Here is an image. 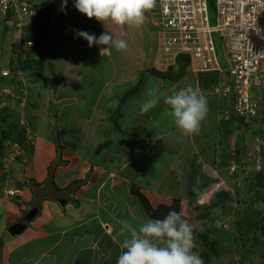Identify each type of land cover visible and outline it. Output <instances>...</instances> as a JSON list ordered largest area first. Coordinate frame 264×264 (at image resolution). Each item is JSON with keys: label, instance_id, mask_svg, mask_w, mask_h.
Segmentation results:
<instances>
[{"label": "rangeland", "instance_id": "rangeland-1", "mask_svg": "<svg viewBox=\"0 0 264 264\" xmlns=\"http://www.w3.org/2000/svg\"><path fill=\"white\" fill-rule=\"evenodd\" d=\"M150 11L146 13L145 23L142 26L137 27V30L130 29V35L128 34L127 37L129 41L127 48L118 50L119 53H116L117 55L113 58L112 65L102 66L99 61H95L97 54L95 50H88L85 51L86 53L77 56L64 54L67 59L72 61L73 65L79 60L80 69L85 73L87 72L88 75H83V78L78 76L76 80L67 81L61 88L57 86V95L51 90L55 84L52 82L61 79L55 77L51 79L48 73L44 75L36 62L29 66L25 78H28L26 80L27 85L30 81L31 83L25 88L26 95H23V99L29 101L33 98V104L30 103L28 106L26 103L22 106L16 102L15 105L17 106L14 107L13 112L11 111L12 115L6 121L7 124L13 123L14 125H10V129L4 130L0 127V142L4 131H10L6 134L9 135L6 137L7 141H10L11 137L15 139L16 133H18L15 128H18V122L23 121V119L30 125L32 133L37 129L44 128L48 132L47 135H51L52 130L54 137L59 135L64 140L69 135L72 137L74 134L76 136L81 134L86 138L90 137L85 136L84 131L74 124L72 114L78 112L77 114L85 115L91 112L89 107L101 102L99 99L101 93L107 92V98L101 102L100 110L104 117L101 118L97 135L92 133V136L91 134L94 142L88 148L99 146V150L95 153L102 154L101 152H103L105 154L108 150L107 145L111 142L115 143L111 149L113 153L118 152L117 154L123 155L127 152L128 157L135 160L129 166L130 173L134 175L133 170H136L135 174L141 178L139 179V187L142 191H146L151 204L170 206L175 200H179L183 214L187 215L188 223L192 227L194 226L193 232L198 236L202 246L204 245L208 249L206 253L210 255V258L212 257L220 264H257L256 259L254 260V254L260 252L261 247L259 244L250 241L259 235L258 228L260 225L256 223L251 225L254 226L252 229L249 227L242 229L239 224L247 219V210L255 201L253 197L255 196L256 199L264 197L263 187L260 185L263 183L262 177L254 178L251 183L245 182L242 187L235 188L231 185L234 178L229 179L227 174L219 172L221 180L225 181V185L221 186V189L227 192V195L222 193L218 196L217 194L221 190L212 196H209V191L204 192L215 181L213 171H217L216 161L220 160L221 156L229 160L228 153L232 150L235 151L236 146H240L241 152L244 149L243 146L247 145L243 151L247 156L248 152H251L249 143L257 132H251L243 121V124H239L241 128L238 125L235 126V122H240L235 116L226 131L223 127L225 120L223 119L224 116H221V112L229 107L230 102L228 100H214L208 82L209 78L203 73L193 72L190 63L185 64L184 68L181 65L170 68L173 71L171 75H168L170 72L168 68L172 64L166 61L164 55L158 50L156 32L149 27L152 24L149 19ZM213 11L210 8L211 25L215 24ZM8 24L10 25V23ZM8 24L0 23V73L1 70L7 69L13 63L9 50ZM120 39L122 38L117 40ZM65 41L63 42L64 47L66 46ZM153 41L155 45H153ZM216 49L221 65H226L223 61L222 55L225 49L222 47L221 40L216 41ZM51 55L49 54L50 60ZM85 55L90 56L93 62L81 64L80 59ZM176 60L177 58L175 62ZM54 62L56 65H60V61L54 59ZM179 69L182 71L180 72L182 75L174 79V74L178 73ZM64 72L66 71L64 70ZM67 73H70L69 68ZM139 76H142L143 79L141 90L122 105L121 108L125 109V113L120 119H117L118 127H115L113 120L120 105L119 100L137 82ZM172 77L174 80L169 79ZM188 85L199 88L209 102L207 117L202 122L199 133L193 135H185L175 126L173 118L169 115L168 106L163 103V98L166 95ZM1 89L2 85H0V92ZM21 93L23 94V92ZM32 94L34 97L31 98ZM42 95L45 98L42 97L41 101L37 102L35 99ZM46 97L52 98V100L56 97L59 101L52 102ZM155 98H159L160 102L154 108L144 111V104ZM17 100L19 97L16 98ZM6 107L8 108V105ZM146 114L154 115L153 121L156 122L154 125L151 124L152 121H148ZM105 124H107L106 129L103 128ZM71 126L74 127L75 132L70 129ZM145 138L147 139L145 140ZM106 140L109 142H105ZM5 143L6 141H2L0 146L4 148ZM60 143L57 142V149ZM90 152L91 150H84L86 154H90ZM108 154L112 153L108 151ZM132 155H137V157L132 158ZM223 158L221 161L225 162ZM2 160V153H0V165ZM227 163L224 165L227 166ZM15 165L17 166V164L9 166L13 169ZM205 173L208 177H205ZM201 182L203 183L201 184ZM204 183L206 184L202 186ZM2 186L3 177L0 172V199L4 195V186ZM5 187L7 186L5 185ZM199 187L200 190L197 191ZM207 201L208 203H206ZM235 212L242 214V218L237 216ZM214 218L219 219L215 221ZM216 224L220 226L217 227ZM246 225H248V221ZM224 228H232V230H225ZM236 233L240 234L242 238H246L247 243L249 242L242 252L238 248L239 241L236 240ZM219 238L223 239V243H219ZM197 247L200 249L201 245L199 244Z\"/></svg>", "mask_w": 264, "mask_h": 264}, {"label": "crops", "instance_id": "crops-1", "mask_svg": "<svg viewBox=\"0 0 264 264\" xmlns=\"http://www.w3.org/2000/svg\"><path fill=\"white\" fill-rule=\"evenodd\" d=\"M28 1L33 7L44 10L49 17L44 66L41 72L44 75L50 74L51 79L54 77L61 79L52 82L56 86L51 87L55 95L58 92L57 86L61 88L67 81L88 75L80 69L79 60L73 65L72 61L65 57L67 53L68 56H77L86 53L85 51L95 50L97 54L94 60L99 61L102 66L112 65L113 58L117 55L116 53H119L114 47L101 45L89 47L87 40L74 35L75 31H87L97 37L109 31L115 40L122 38L120 40L128 45L127 37L130 35V29L137 30V26L116 25L111 21L103 24L95 18H88L73 6L72 0H68L65 11L60 10L62 0ZM33 14L35 17V9ZM153 45H155L154 41ZM49 54H52L51 60ZM54 59L60 61V65H56ZM80 60L81 64L93 62V59L87 55ZM68 68L70 73H67ZM64 70L66 72L63 73ZM106 94L107 92L101 93L99 98L101 102L107 98ZM32 97L34 94L31 95ZM42 97L44 95L35 100L41 101ZM46 98L52 100V98ZM32 101L33 98L28 101V106L30 103L33 104ZM53 101L59 100L54 97ZM101 102L89 107L91 112L85 115L77 114L78 112L72 114L74 124L84 131L85 136L90 137L74 134L64 140L59 135L54 137L52 130L51 135H47L46 129H37L33 133L32 150L25 149L23 155L13 163L17 166L10 168L9 180L4 179L3 186L17 188L19 193L15 197L3 195L0 199V264H116L122 249L113 237L117 236L121 242L125 238L124 235L118 236L121 227L119 222L126 220L138 228L141 223L149 219L140 212L141 206L131 193L133 183L140 186L139 179H141L135 174L136 170H133L134 175H131L129 170V166L135 160L129 158L127 152L123 155L117 154L118 152L113 153L111 149L115 143L111 142V144L108 143V150L105 154L95 153L99 150V146L89 149L94 142L92 136L97 135L101 118L104 117L100 111ZM155 123L154 121L151 124ZM255 124L254 127H249V130L255 129L262 136L264 134V111ZM103 128L106 129L107 124ZM70 129L75 132L73 126ZM262 141L264 143V140ZM57 142L61 145L60 147L58 145L59 150L56 146ZM246 147L239 153L240 156H246L245 152L243 153ZM84 150H91V152L86 154ZM108 151L112 154H108ZM132 156V158L137 157V155ZM216 164L218 172L227 174V166H221L220 160H217ZM137 172L140 174L139 171ZM262 174L264 176V172ZM253 179L252 175L249 183ZM262 179L263 183L260 185L264 186V177ZM46 189L51 192L57 190L67 193L70 196L69 200L61 204L48 196H41L38 201V191ZM143 192L146 193L145 190ZM262 192H264V187ZM147 195L146 193V197L150 199ZM253 198L255 201L247 210V219H243L244 222L239 224V227L252 229L254 227L251 226L252 224L259 223V235L250 242L260 245L261 250L260 252L255 251L254 260L256 259L257 264H264V232L261 230L262 227L264 228V197L256 199L254 196ZM35 201L39 203L37 215L21 232H14L17 230V222H20V218ZM178 212L187 220V215L183 214L181 206ZM219 218L214 219L217 221ZM247 221L248 225H246ZM224 229L232 230V228ZM235 236L239 241V251H244L245 245L249 242L247 243V239L242 238L238 233ZM194 237L196 245H201L200 249L196 247L194 251L198 252L205 264L206 254L202 252L204 245L202 246L198 236L194 234ZM219 241L220 244L223 243L222 238ZM216 262L220 264L211 257V264H216Z\"/></svg>", "mask_w": 264, "mask_h": 264}, {"label": "built area", "instance_id": "built-area-1", "mask_svg": "<svg viewBox=\"0 0 264 264\" xmlns=\"http://www.w3.org/2000/svg\"><path fill=\"white\" fill-rule=\"evenodd\" d=\"M210 8L214 10V25L210 24ZM33 19L27 0H0V23H10L9 50L13 62L0 73L13 82L2 86L0 109H4L8 98H14L16 83H25L28 79L25 78L28 69L20 66L18 59L24 60L35 47L33 41L25 39ZM149 19L156 31L158 50L165 60L174 64L179 56L187 57L193 72L209 78L211 95L230 102L221 112L223 119L228 121L235 116L240 121L235 122L239 128L243 122L248 128L254 127L264 111V0H156ZM219 40L225 49L222 56L226 65H221L217 55L216 41ZM260 135L253 137L251 152L245 157L239 156V161L235 151H231L227 178H234L233 187L240 188L250 182L252 175L264 172ZM12 148L16 149L17 145ZM8 154L1 169L5 181L9 180V164L14 158ZM213 173L215 181L204 190L210 192L209 196L225 185L219 172ZM3 192L6 197L19 193L17 188L8 186H4Z\"/></svg>", "mask_w": 264, "mask_h": 264}, {"label": "clouds", "instance_id": "clouds-1", "mask_svg": "<svg viewBox=\"0 0 264 264\" xmlns=\"http://www.w3.org/2000/svg\"><path fill=\"white\" fill-rule=\"evenodd\" d=\"M72 2L80 13L88 18H95L103 24L106 21H111L116 25L139 27L145 23L146 13L154 8L156 0H72ZM67 4L68 0H62L60 10L65 11ZM150 28H152L151 24ZM74 35L87 40L89 47L101 45L114 47L116 50L127 48V44L123 40H115L109 31L101 33L99 37L83 30L75 31ZM175 63L172 65H175ZM0 78L3 77L0 75ZM4 80L8 83H0V85L4 86L13 83L9 79L4 78ZM30 83L31 81L29 85H27L26 81L25 83H21V81L16 83L17 86L13 92L14 98L9 100L7 97L6 106L8 105V108L5 106L4 109H0V117H6L9 114L11 116V111L13 112L14 107L17 106L15 105L17 104L16 102L22 106L28 103L26 99H23V95H26L25 88L30 86ZM18 97L19 100L16 101ZM159 102V98L150 99L144 104L143 110L148 111ZM163 103L168 106L169 115L173 118L175 126L185 135L198 134L201 124L209 112L207 97L202 94L199 88L192 85L179 88L166 95L163 98ZM8 124L14 125L13 123ZM18 124V139L11 137L10 141L3 140L6 143L2 152L3 160L1 161L0 169H2L8 153L11 152L8 155H14L13 160L9 164L11 165L23 155L25 149L32 150L34 135L30 125L25 119L23 121L20 120ZM29 135L31 136L30 140L28 139ZM14 144L17 145L16 149L12 148ZM10 168L9 166V170ZM2 177L5 179L4 175ZM119 223L121 227L118 236L124 235L125 238L121 242L117 236L113 237L114 241L122 249L121 254L117 257L116 264H204L198 252L194 251L197 245L193 227L183 218L180 212L172 210L163 219L149 218L141 223L138 228L126 220ZM217 227L219 226L217 225Z\"/></svg>", "mask_w": 264, "mask_h": 264}, {"label": "trees", "instance_id": "trees-1", "mask_svg": "<svg viewBox=\"0 0 264 264\" xmlns=\"http://www.w3.org/2000/svg\"><path fill=\"white\" fill-rule=\"evenodd\" d=\"M29 7L30 9L32 10H36V14H35V17L33 19V24L32 26L29 28L28 30V33L25 35V39H29L31 41L34 42V45L35 47L33 49H31L29 51V53L27 54V57L23 60L21 58L18 59V63L20 66L24 67V68H27L31 65L34 64V62L37 63V66L38 68L41 70L44 66V50H45V47H46V43H47V26H48V22H49V17H48V14L45 13L44 10L36 7V6H32L31 4H29ZM188 58L187 57H182V56H179L177 58V61L175 63V65H171L169 66L168 68V75H171L172 74V71L173 70H170V68L172 67H175V66H178L181 65L183 66L184 68V65L188 64ZM182 71H178V73H175L174 74V79H177L179 76H181L182 74L180 73ZM157 75V74H156ZM159 75H161V73H159ZM166 75H167V72H166ZM164 76V75H162ZM166 78V76H164ZM169 79H173L172 78H169ZM142 76H139V79L137 80V82L128 90L126 91L123 96L120 98L119 100V108L116 110V116L114 118V123H115V127H118V122H117V119L122 116L123 113H125V109L124 108H121L122 105L132 96L136 95L140 90H141V86H142ZM209 82V81H208ZM0 83H8L7 81L4 80V78H0ZM210 84V83H209ZM8 117H11L10 114L6 117H0V120H1V124H0V127L1 128H11L9 124L6 123ZM146 118L148 119V121H152L151 123H153V118H154V115L153 114H146ZM122 120V119H121ZM145 121V120H144ZM231 122L232 120H228V121H225L223 122V127L226 129V131L228 130V128L230 127L231 125ZM116 129V128H115ZM4 130V129H3ZM17 131L18 128H16ZM118 130V129H116ZM10 131H7L2 134V140L0 142V145H2V141L6 139V137H8L9 135H6L8 134ZM251 132H256L255 129ZM18 135V133H17ZM20 136V134H19ZM264 138V136H263ZM16 139H18V137H16ZM247 146V145H246ZM239 147L240 146H236L235 148V157L237 159V161L240 160V150H239ZM245 147V146H243ZM3 146L1 147L0 146V153L3 152ZM262 152H263V155H264V146L262 148ZM228 156H229V160L226 158L224 159L223 156H221L220 158V165L221 166H224V164H226L227 162L230 161L231 159V152L228 153ZM224 159L225 162H222L221 159ZM229 163H227L228 165ZM226 166V165H225ZM205 177H208L207 176V173H205ZM257 177H264L262 173H258V174H254L253 175V178H257ZM203 178V177H202ZM207 180V179H206ZM206 183H208V181H206ZM210 180V179H209ZM3 182H4V178H3ZM203 182H201L202 184ZM206 183H204L202 186H204ZM201 184H200V187H201ZM200 187L197 189L200 190ZM264 187V186H262ZM237 188V187H235ZM131 193L135 196V199L139 202L140 206H141V210L140 212L142 214H144L145 216H147L148 218H151V219H163L170 211L172 210H175V211H179L180 209V201L179 200H175L173 202L172 205H166V204H158L156 206L152 205L150 200L146 197L145 193L140 189V187L138 185H132L131 187ZM223 194H226L227 195V192H224V190L221 189V192H219L217 195H222ZM215 195V196H217ZM225 196V195H223ZM208 203V202H207ZM237 216H239L240 218H242V214L240 215L239 212H235ZM234 213V214H235ZM261 230L264 232V228L262 227ZM206 247H203V253L206 254V256L204 257V260H205V264H211V258H210V255H208L206 253Z\"/></svg>", "mask_w": 264, "mask_h": 264}, {"label": "water", "instance_id": "water-1", "mask_svg": "<svg viewBox=\"0 0 264 264\" xmlns=\"http://www.w3.org/2000/svg\"><path fill=\"white\" fill-rule=\"evenodd\" d=\"M41 196H48L52 198L53 200L60 202L61 204L67 202L70 197L67 193H61L57 190H54L51 192V191H48V189L38 191L37 193L38 201L40 200ZM38 212H39V203L35 201V203L30 206L29 210H27V212L20 218L19 220L20 222H17L16 226L18 228L16 227L17 230H15L14 232L16 233L21 232L29 224L32 218H34L37 215Z\"/></svg>", "mask_w": 264, "mask_h": 264}]
</instances>
